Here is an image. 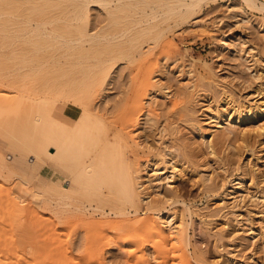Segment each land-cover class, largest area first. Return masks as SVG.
<instances>
[{"label": "bare ground", "instance_id": "6f19581e", "mask_svg": "<svg viewBox=\"0 0 264 264\" xmlns=\"http://www.w3.org/2000/svg\"><path fill=\"white\" fill-rule=\"evenodd\" d=\"M217 1L0 0V137L13 155L11 161L7 158H11L10 154L0 149V178H16L21 185L18 191L7 190V194H0V205H4L0 206V264H35L31 258L37 246L33 236L36 223L32 226L35 215L32 208L19 203L23 195L29 194L51 211L46 224L50 242L47 248L37 246L41 255H34L39 262L44 256L51 259L42 264H76L77 258L66 249L62 238L65 234H61L58 226L71 214L80 216L87 224L89 234L85 236L89 240L90 232L99 233L102 239L98 237V242L93 243L86 238L78 245L85 257L83 264H107L102 245L105 232L113 234V239L132 235L142 246L152 244V255L155 260H162L160 264L171 260L179 264H202L189 232L193 212L180 200L172 185L177 172L186 171L177 159L183 157L184 164L193 163L198 147L195 143L187 147L175 138L174 122L170 120L172 128L169 130L166 118L161 133L168 130L170 136H175L170 137L171 152L167 161L165 153L146 146V141L139 142L137 132L140 130L143 135L145 131L161 127L154 108L158 97L153 95L161 94L169 99L170 108L166 107L194 125L211 161L216 162L220 160L217 139L221 138V143L229 140L231 130L227 126L233 123L240 125L246 120L264 119V99L253 105L237 102L224 86L223 98L208 101V106H204L206 113L202 114L206 119L200 121L199 117H194L190 101L183 96L182 99L170 98L169 86L161 84L170 69L161 73L162 81H153L151 72L144 71L138 84L121 89L118 94L124 97L118 100H112L109 87L119 64L130 65L143 60L145 65L154 49L169 46V33L200 19L203 6ZM93 8L100 9L109 23L96 31L89 29ZM246 8L264 13V0H234L233 5H229V11H237V17L242 16L243 21L248 16ZM234 12L232 18H236ZM203 25V21L198 20L192 27L206 30ZM188 30L191 32L192 28ZM189 61L192 66L193 60ZM193 73L191 70L187 75ZM263 78L264 68L258 81ZM198 79L207 81L208 88L223 87L209 63L203 64V73ZM181 91L179 93L185 94ZM161 103L163 107L166 105ZM257 131H260L258 127ZM239 132V137L245 140V136L256 133V129L239 127ZM151 154L157 158L152 165L147 159ZM211 161L196 164L202 169L196 174L203 188L209 191L219 188L215 173H205ZM15 163L21 164L22 169L13 168ZM243 179L234 180L232 191L223 193L224 197L231 198L234 191L240 192ZM222 182L225 183L226 178ZM147 189H153V193L145 192ZM217 207L222 211L228 208L223 204ZM236 208L235 205L230 207L226 216L235 217ZM89 212L90 217L100 219H90ZM142 215L145 217L140 221ZM242 236L232 233L220 237L234 239L241 246L246 240ZM192 246L194 252L190 253L188 249ZM21 247L27 257L19 256ZM142 248L132 247L130 249L134 250L125 254L134 257L141 253V262L151 264V253H143Z\"/></svg>", "mask_w": 264, "mask_h": 264}, {"label": "rangeland", "instance_id": "374dc122", "mask_svg": "<svg viewBox=\"0 0 264 264\" xmlns=\"http://www.w3.org/2000/svg\"><path fill=\"white\" fill-rule=\"evenodd\" d=\"M233 3L234 0H228L226 3L222 0H218L215 3L210 2L208 5H204L198 16L200 18L198 20L203 21V27L205 26L204 28H206V30L200 27L193 28V23L198 20L186 24L182 29L173 30L168 35L169 46L167 48L154 49L150 56V60L145 63V65L142 63L143 60H139L130 65H127L125 62L119 64L115 68V73L112 75V85L109 87L110 89L112 88L110 91L111 98H114L112 100L123 98L124 96L118 94L121 89H127L128 86L131 87L134 83L138 84L144 71L146 73L151 72V77L155 78L153 81H162L161 73H163L165 69H170L171 72L167 75L168 78L166 77L161 84L169 86V92H171L172 95H170V98L180 99L183 96V99L190 101V106L195 111L194 117H199L198 119L200 121L206 119L202 114L206 113L207 108L205 107L208 106V103L214 98L216 100H221L223 98L222 88H224V86L227 88L226 91H230L234 94L237 102L242 101L243 103L251 105L261 103L264 99V78L258 81V77L264 68V13L246 8L248 16L246 17L247 20L243 21L242 16L237 17V11H235L236 13L234 11H229V5H233ZM217 5H220L218 9H216ZM100 12L98 8L92 9V23L89 24V29H95L96 31L109 24L105 15ZM233 12L236 18H232ZM191 28L192 30L190 32L188 29ZM200 30L203 31L201 32ZM245 41L247 43H243ZM222 44L223 46L226 44L224 46L225 48ZM227 45H229L228 49L226 48ZM190 59L193 60L192 66L189 61ZM204 63L213 65L216 75L223 83V87L217 89L208 88L206 85L207 81L198 79L199 75L203 73ZM152 64H154V66L157 65L155 66L156 68H153L154 66L152 67ZM149 66L153 68V70L150 71L151 68ZM191 70L194 73L188 76L187 72ZM180 89L183 90L185 94L179 93L182 92ZM153 95H157L158 97H156L157 99L155 100L157 104L154 102V108L157 113V119H159V126L160 124L162 125L158 130L153 128L151 129L152 131H145L143 135L142 132L137 129V134H139L138 141H146V146H151L153 149L155 148L156 152L162 151L161 153H165V160L167 161L170 159L168 155L170 154L169 152H171V139L175 136V138L182 141L184 145L187 144V147L192 143H195V147H198L197 150L194 151V154L199 156H196L193 163L189 162V164H184L185 159L183 157L177 159L184 165L183 167L186 171H178L176 180L172 185L178 191L181 197L180 200L184 201L193 212L191 218L192 227L189 232L190 236H192V242L197 248L196 252L201 258L202 264H264V119L255 122L246 120L242 122L243 126L242 123H240V125L233 123L229 127L227 126L232 134L230 133L229 140H224L223 143L220 142L221 138L217 139L218 145H216V150L220 160H218L219 162H214L211 161L212 157L207 154L206 147L202 144L203 142L198 138L196 130L192 127L194 125H192L188 119H183L175 115V110L169 109V99L166 100L161 94L154 93ZM158 102L160 106H158ZM161 102H164L166 105L164 107L161 106ZM160 116L161 118H159ZM168 116L171 119L168 118ZM166 118L170 125L169 130L172 127L177 129L173 137L170 136V131L168 130L161 133L162 128L165 126L164 124L167 122H165ZM170 120L172 123L174 122L173 126ZM141 123H143L142 120ZM239 127H246L254 131L256 129L257 134L254 132L249 135L247 134L250 137L245 136L247 140H244L242 136L239 137ZM257 127L258 130H260L259 132L257 131ZM155 131L157 132L155 133ZM159 131L160 134H158ZM145 133L149 135H144ZM226 133L229 134V131ZM244 141L247 142L245 143ZM164 148L165 152L163 151ZM0 149L6 154H10L9 156H11V158L8 156L7 158L11 161L13 160L12 153L7 150L5 140L1 137ZM147 159L150 161V165H152L156 163L155 161L157 158H155V155L151 154ZM209 160L211 161L210 168L208 171H205V173L207 175L211 174V172L215 173L217 178L216 183L219 185V188L223 183L222 180L226 178V182L223 183V186L220 188L221 190L217 188V191H209L203 188L204 186L199 180L200 178L197 174H199L202 169L197 167V165ZM12 166L18 170L22 169L21 164L15 163ZM26 171L27 170L24 172ZM151 175L152 174H148L149 177ZM238 176L244 178L242 190L240 192L234 191L235 194H233L234 196L232 195L231 198L224 197L227 191H232V189L230 190V188H233L232 182H235L234 180L239 178ZM0 179V194H7V190L18 191L20 189L21 185L18 179L12 178L11 180H6L2 177ZM145 192L151 194V192L153 193V189H147ZM155 192L156 190H154V194ZM154 194L152 195L154 196ZM19 203H22V205L28 209L32 208L35 215L32 224L36 223L37 226L36 228V226H34L35 224H31L35 227L33 228L34 240L38 247L42 248L43 246L47 248L50 241L47 229L48 225L46 224L49 221L48 218H50L51 211L48 207L39 205L31 194L23 195ZM219 204L228 206L227 210H220L221 208L217 207ZM231 205H235V208L237 206L236 210H234L236 214L235 217H233L234 215L228 214V216H226L225 214L226 212L228 213L229 208L232 207ZM2 207H4V205ZM173 208L169 207L172 211L174 210ZM178 208H181V206H178ZM90 213L91 212L87 214L88 217H90ZM61 217H64V215ZM65 217H67V220L63 221L64 223H58V226L60 228L59 230L63 232H61V234H65L62 235V238L66 242V249H69L77 258V262L75 261L76 264H83L85 257L83 258L84 254L78 248V245L88 239L87 234H89V232L87 231V224L83 222L80 216L75 214L73 216L72 214L69 216L66 215ZM144 217L145 215H142L140 221H142ZM90 219L99 220L100 217L95 216L90 217ZM28 220L30 219L28 218ZM38 223L40 224L37 225ZM3 233L4 232H1V234ZM232 233L233 236L243 235L245 237L244 239L246 240L242 243L243 245L241 244L242 247L238 245V242L234 239L229 241L230 238L229 240L228 238H221L223 235L227 236ZM261 233L263 235H261ZM107 234L108 236L110 235V237H108ZM98 235L100 234L90 232L91 240H88L96 243L98 242V237L99 239L101 238V236ZM102 236L105 238H103L102 245L104 259L107 264H143L139 259L141 253H137L134 257H128L125 254L126 251L134 249L139 250L140 247H143V253H151L149 255L151 256V258L149 257V262L151 264H160L159 262H162V260L157 261L154 259L152 247H150L152 244L148 246L145 244L142 246L141 242L134 241L132 235L113 239V234L105 232ZM40 242L43 245H41ZM37 246L31 258H33L35 264L37 261L38 264H42V262L49 258L44 259L45 256L42 254V256H44L42 258L43 261L39 262L40 259L36 260L37 257L35 258L34 255H41L39 253L40 248ZM132 247L134 249H130ZM193 247L194 246L189 247L188 250L190 253L194 252ZM18 250L20 257L24 254L26 255L24 256L27 257L22 247L20 249L18 248ZM41 253H45V251L43 252V250H41ZM46 255L48 254L46 253ZM176 261L177 260L173 262L171 260L168 264H177Z\"/></svg>", "mask_w": 264, "mask_h": 264}]
</instances>
